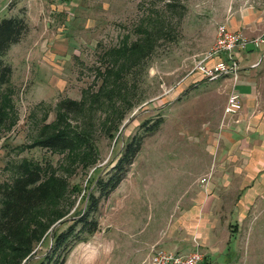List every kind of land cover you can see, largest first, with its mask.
I'll list each match as a JSON object with an SVG mask.
<instances>
[{
    "label": "rangeland",
    "instance_id": "374dc122",
    "mask_svg": "<svg viewBox=\"0 0 264 264\" xmlns=\"http://www.w3.org/2000/svg\"><path fill=\"white\" fill-rule=\"evenodd\" d=\"M235 1L0 0V20L20 15L28 24L5 57L13 73L0 90V208L20 165H40L44 181H61L28 225L43 224L39 237L23 250L1 252L0 264H38L53 232L77 217L94 180L135 135L141 150L101 202L98 231L77 243L65 264H147L151 231L161 227L160 200L176 214L187 199L173 208L183 182L214 175L206 171L213 153L201 101H219L224 83L205 82L196 65L216 44L217 27ZM147 33L149 47L134 50ZM66 100L82 108L66 114ZM159 116L163 124L147 132L143 124ZM63 128L86 133L87 144L66 151L39 144L43 134ZM240 221L234 252L217 262L264 264V198Z\"/></svg>",
    "mask_w": 264,
    "mask_h": 264
},
{
    "label": "crops",
    "instance_id": "0c3cea01",
    "mask_svg": "<svg viewBox=\"0 0 264 264\" xmlns=\"http://www.w3.org/2000/svg\"><path fill=\"white\" fill-rule=\"evenodd\" d=\"M222 23L249 38L264 36V0H236ZM234 56L240 63L238 78L219 77L224 83L220 91L223 97L216 102L205 103L207 97L201 101L207 104L203 110L208 109L210 115L207 134L213 153L206 171L214 175L206 183L200 181L204 175L183 182L184 192L177 191L173 208L182 197L187 199L176 214L167 209V200L161 199L157 221L161 227L151 231L153 246L182 253L192 251L196 239L206 252V264H219L221 256L232 255L241 231L240 218L249 206L264 198V44L238 49ZM216 60L213 57L207 62ZM233 90L240 94L242 109L226 117L224 108ZM179 183H174L178 185L175 190H179ZM230 203L234 204L230 207Z\"/></svg>",
    "mask_w": 264,
    "mask_h": 264
},
{
    "label": "trees",
    "instance_id": "16d2710c",
    "mask_svg": "<svg viewBox=\"0 0 264 264\" xmlns=\"http://www.w3.org/2000/svg\"><path fill=\"white\" fill-rule=\"evenodd\" d=\"M27 28L26 19L20 15L4 17L0 20V90L4 84L8 83L13 73V68L5 57L11 47L21 40ZM140 40H143L142 44L134 45V50H143L144 46L149 47L152 37L150 33H147ZM128 52L125 51V53ZM62 107L66 114L82 108L81 103L75 100L63 101ZM163 122V116H159L152 125H147L148 122L143 125L147 128V132L153 133ZM87 138L86 133L63 128L43 134L39 144L52 150L66 151L86 145ZM141 145L142 139L138 135L132 136L125 142L109 171L99 174L94 180L93 189L91 188L86 196V206L75 214L77 217L72 218L71 221H63L59 229L53 232L50 247L38 264H65L75 245L98 231L99 206L120 185L140 152ZM60 182L58 178L44 181L43 169L40 165H20V175L2 190L0 253L9 248L23 250L39 237L40 226L43 224L40 223L32 229L28 225L35 210L41 208L52 197L55 186H58ZM64 225L65 227L61 228Z\"/></svg>",
    "mask_w": 264,
    "mask_h": 264
},
{
    "label": "built area",
    "instance_id": "2783aa9c",
    "mask_svg": "<svg viewBox=\"0 0 264 264\" xmlns=\"http://www.w3.org/2000/svg\"><path fill=\"white\" fill-rule=\"evenodd\" d=\"M263 44L264 36L249 38L242 32L229 30L226 24H219L216 44L204 59L198 61L196 69L209 80L229 75L238 78L240 63L234 56L235 51L248 50L251 47L260 48ZM213 57H217V60L208 63L207 60ZM241 109L240 94L233 90L228 95L224 115L235 116ZM210 177L204 176L200 181L206 183ZM204 259L205 253L201 250V244L195 239L193 250L187 253L153 246L147 264H203Z\"/></svg>",
    "mask_w": 264,
    "mask_h": 264
}]
</instances>
